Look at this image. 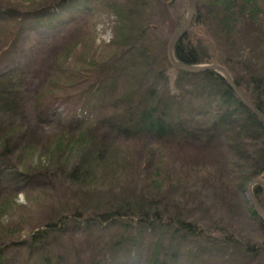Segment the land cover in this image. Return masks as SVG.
Segmentation results:
<instances>
[{"label":"rangeland","instance_id":"1","mask_svg":"<svg viewBox=\"0 0 264 264\" xmlns=\"http://www.w3.org/2000/svg\"><path fill=\"white\" fill-rule=\"evenodd\" d=\"M20 1L38 4L42 0ZM116 1L119 0H91L90 13H66L53 21L44 20L20 41L18 54L21 53L23 59L15 69L25 89L21 99L26 98L24 107L31 125L37 130L35 144L39 146L27 163L24 162L35 173L26 183L12 189L0 175V245L7 247L0 264H44L46 250L51 254V264H97V261H102L99 264H147L158 240L156 227L126 231L129 242L124 244L128 246L124 256L107 253L103 257L105 245L124 231L121 225L91 230L70 225L64 234L50 238L44 249L43 246L30 248L31 234L46 228L49 223L58 222L66 215L72 216L76 210L88 216L116 208L124 197H128L133 205L140 200L151 202L152 207L167 216H174L179 211L206 234L207 238L188 236L183 240L176 264H264V247L258 252H245L246 246L258 248L264 232L251 216L248 185L239 179L229 147L241 140L245 159L254 157L264 166V132L239 135L232 126L214 127L212 118L204 113L210 109L215 113L216 108L208 107L203 100L195 102L194 115L190 116L193 122L190 133L119 140L115 159L110 157L97 163L85 179H80L77 171L78 158H71L68 175L53 178L39 175L40 167L49 165L44 145L56 141L62 134L77 140L84 129L112 110L111 97L106 101L96 98L90 103L85 102L84 91L93 85L91 77H86L76 81L74 88L67 87L68 93L46 100L41 116L34 121L36 93L47 89L58 76L56 61L65 40L69 43L68 36L72 35L70 38L75 43L82 42V38L86 43L74 50L70 63L80 59L83 49L97 58H106L115 50L110 43L117 26L112 8ZM129 2L135 7L136 21L151 28L145 38L146 44L157 57L168 55V46L178 33L182 14L188 13V0H177L172 7L165 0ZM13 24L0 19V31ZM90 37L95 44L90 43ZM86 45L87 49L84 48ZM175 69L170 63L167 77L172 93L179 91L175 85L178 76ZM136 82L133 80L130 85ZM126 85L117 83L113 94H120ZM187 90H194L192 84L189 83ZM191 97L189 99L194 102L195 98ZM110 136L114 137L103 134L101 138L108 142L106 139ZM2 169L5 170L3 160L0 171ZM116 195L119 202L114 200ZM223 234L232 235L231 241H226ZM164 239L162 251L169 245L171 235Z\"/></svg>","mask_w":264,"mask_h":264},{"label":"trees","instance_id":"2","mask_svg":"<svg viewBox=\"0 0 264 264\" xmlns=\"http://www.w3.org/2000/svg\"><path fill=\"white\" fill-rule=\"evenodd\" d=\"M165 1L172 7L177 0ZM90 3L91 0H42L38 4L36 1L23 3L20 0H0V19L14 23L10 28L0 31V162L3 160L5 168L0 171V175L5 177L12 189L35 175L25 163L39 146L35 144L37 130L31 125L24 107L26 98L21 99L25 89L15 69L22 64L23 59V55L18 54L20 41L44 20L53 21L66 13H90ZM196 3L197 10L191 28L174 50L176 59L185 65L224 66L236 86L264 114V0H196ZM112 8L117 26L110 47L115 50L106 58H97L83 49L80 59L70 63L74 50L86 43L83 38L80 39L82 42L75 43L70 38L72 35L68 36L66 39H69V43L65 40L61 56L56 61L59 64L58 76L47 89L36 93L34 121L41 116L46 100L68 93L67 87L74 88L76 81L86 77H91L93 85L84 91L83 96L87 95L85 102L90 103L96 98L106 101L111 97L112 110L86 129L83 130L82 126L83 131L77 140L62 134L56 141L44 145V155L49 165L46 168L41 166L39 175L50 178L68 175L71 158H78L77 171L80 179H85L97 163L107 161L110 157L115 159L118 151L116 145L122 139L142 136L161 138L187 131L190 133L193 126L190 116L194 115L195 102L200 100L207 103L208 107L216 108L215 113L212 112L214 109L204 113V116L212 118L214 127L225 129L232 126L239 135L264 132V123L243 105L227 81L215 71L195 74L176 68L178 76L175 85L179 91L172 93L167 77L170 64L168 55L157 57L145 42L151 29L149 25L141 26L136 21L135 7L129 0L116 1ZM186 16L184 11L178 32ZM89 39L92 45L95 44L92 37ZM84 48L87 49V45ZM133 80L137 81L134 87L130 85ZM120 82L127 84L126 89L116 96L113 90ZM189 83L193 91L187 90ZM189 94L195 98L194 102L189 99ZM101 133L114 137L110 136V139H106L108 142H103ZM234 139L237 140L236 137ZM229 147L232 165L245 185L255 179H264V166L254 157L245 159L246 151L241 140ZM23 163L24 167L21 168ZM254 193L264 208V189L256 186ZM117 199L116 195L114 200ZM152 206L151 202L144 200L133 205L128 197H124V201L116 208L97 211L88 216L76 210L72 216H63L58 222H51L46 228L32 233L30 248L43 246L44 249L50 238L64 234L70 225L88 230L121 225L124 231L105 245L103 257L107 253H121L124 256L128 249L124 244L129 242L126 231L138 227L153 230L156 227L158 240L147 264H176L183 240L188 236L207 238L199 226L184 218L183 213L178 211L174 216H167ZM250 212L264 232V222L253 208H250ZM170 235L169 245L162 251L165 247L162 242ZM223 236L226 241H231L232 235ZM263 247L264 238L258 248L246 246L245 252H258ZM6 251V245H0V261L4 259ZM49 255L46 250L42 260L44 264H51Z\"/></svg>","mask_w":264,"mask_h":264},{"label":"water","instance_id":"3","mask_svg":"<svg viewBox=\"0 0 264 264\" xmlns=\"http://www.w3.org/2000/svg\"><path fill=\"white\" fill-rule=\"evenodd\" d=\"M197 10V3L196 0H188V13L186 17V21L181 28V30L173 37L171 40L169 46H168V57L170 60V63L173 67L188 72V73H200V72H206V71H215L218 74H220L230 85L231 89L236 93L238 98L241 100L243 105L252 112L258 119H260L264 123V114L257 109L242 93V91L236 86L231 74L229 71L222 65L219 64H203V65H185L178 62L174 55V50L177 46V44L183 40V38L188 34L191 25L194 21L195 14ZM256 186H260L262 189H264V179H255L251 181L248 184L247 187V197L248 201L257 214L258 218L264 222V208L262 207L261 203L258 201L255 193L254 188Z\"/></svg>","mask_w":264,"mask_h":264}]
</instances>
